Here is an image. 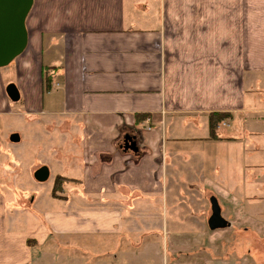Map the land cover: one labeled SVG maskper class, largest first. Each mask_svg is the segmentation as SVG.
Segmentation results:
<instances>
[{
    "label": "crops",
    "instance_id": "obj_1",
    "mask_svg": "<svg viewBox=\"0 0 264 264\" xmlns=\"http://www.w3.org/2000/svg\"><path fill=\"white\" fill-rule=\"evenodd\" d=\"M26 28L0 69V179L45 122L78 190L20 203L6 180L0 264H252L219 259L220 230L264 253V0H34ZM211 114L229 115L214 139Z\"/></svg>",
    "mask_w": 264,
    "mask_h": 264
},
{
    "label": "rangeland",
    "instance_id": "obj_2",
    "mask_svg": "<svg viewBox=\"0 0 264 264\" xmlns=\"http://www.w3.org/2000/svg\"><path fill=\"white\" fill-rule=\"evenodd\" d=\"M51 54V50L46 48V57L47 55ZM54 56L56 58H59L57 60H60V53L55 50L53 52ZM55 62L57 63L56 59L54 58ZM46 117L40 118L45 119ZM38 124V125H37ZM37 124L31 123L27 127H21L22 132L24 133L25 140L24 144L22 145V148L20 150L21 155V161L19 162V166L21 165L20 171L18 173V176L16 179H0V187L5 186V181L7 180L10 182V187H12L11 192H15L18 195L16 196L17 199L20 201V203H30V198L33 196V194H48L52 193V190L55 185L56 177L58 176V171L63 172V175L70 176V161L68 160L67 152H56L53 149L55 146L59 145L58 139L60 134L57 137H52L54 127H52L53 131L50 132L47 128V124L44 122V124L37 122ZM23 126V124H22ZM20 127V126H19ZM45 128V132L43 131ZM47 128V129H46ZM43 132V134H42ZM225 134H228V130L222 131ZM53 138V139H52ZM53 140V143H52ZM14 159V158H13ZM15 163L14 161H12ZM61 163L62 166H60L58 163ZM42 165L43 167H47L50 172L49 179L45 182H39L35 179V176L33 175V168L36 166ZM41 167V166H40ZM61 169H63L61 171ZM179 180V179H178ZM186 180L189 181V179H180V181H183L186 183ZM197 182H194L196 185H198L201 190L204 192H207L203 185H201V181L199 179H196ZM175 182L176 179H165L164 180V186L165 190L170 191L175 186H178ZM9 184V183H8ZM66 185V191L70 192L72 190H78V187L74 184H65ZM180 185V184H179ZM188 185V184H187ZM189 186V185H188ZM9 187V186H8ZM183 191L185 192L184 186H181ZM24 188V189H23ZM6 190V189H5ZM14 193V195H15ZM27 194V196L20 198V195ZM169 220L171 217H165ZM186 220V217L182 218V221ZM175 226V224H173ZM189 227V230L191 231V225H186ZM208 232L210 233L211 230L208 228ZM225 230H220L221 236H225L226 238L222 242L221 251L219 252V259L221 261H225L230 254L236 255L239 259L245 258V256L252 259V264H259L261 262H264V253H260L258 250L254 249V247H250L249 243L251 242V239H247L245 234L238 233L235 235L236 238H230L227 236L228 233L231 235L232 233L229 231L227 233H223ZM188 234V235H186ZM179 235H183V237H187L190 242L197 240V231L188 232V233H180ZM248 235V234H246ZM184 242V238L181 239ZM193 248L192 250H194ZM207 255L211 257V251L210 249L205 246L203 251ZM194 253V252H191ZM199 254V253H198ZM257 254V255H256ZM257 256L260 257L259 260H257Z\"/></svg>",
    "mask_w": 264,
    "mask_h": 264
},
{
    "label": "water",
    "instance_id": "obj_3",
    "mask_svg": "<svg viewBox=\"0 0 264 264\" xmlns=\"http://www.w3.org/2000/svg\"><path fill=\"white\" fill-rule=\"evenodd\" d=\"M33 2L34 0H0V69L9 66L26 50V21ZM132 145L135 146L134 143ZM49 176L47 167H41L35 173V179L39 182L47 181ZM208 224L213 231L228 226L216 204H213V213Z\"/></svg>",
    "mask_w": 264,
    "mask_h": 264
},
{
    "label": "trees",
    "instance_id": "obj_4",
    "mask_svg": "<svg viewBox=\"0 0 264 264\" xmlns=\"http://www.w3.org/2000/svg\"><path fill=\"white\" fill-rule=\"evenodd\" d=\"M43 80H44V92L45 93L50 92V90L52 89L53 79H52L51 71L49 69L45 71ZM228 116L229 115L227 114H211L210 115V132H211L210 139H214L218 137L217 135H218L219 128L221 124L228 118ZM141 118L146 119L147 117H141ZM69 182H77V180L69 179L61 175L57 176L54 188L52 190L53 197L54 198L62 197L60 196V194L63 193V186Z\"/></svg>",
    "mask_w": 264,
    "mask_h": 264
},
{
    "label": "built area",
    "instance_id": "obj_5",
    "mask_svg": "<svg viewBox=\"0 0 264 264\" xmlns=\"http://www.w3.org/2000/svg\"><path fill=\"white\" fill-rule=\"evenodd\" d=\"M224 126H226V123L224 124Z\"/></svg>",
    "mask_w": 264,
    "mask_h": 264
}]
</instances>
